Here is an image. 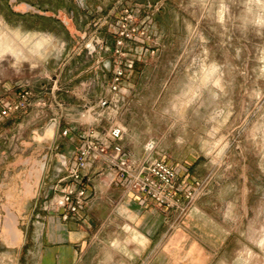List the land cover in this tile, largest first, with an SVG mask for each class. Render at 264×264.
Returning a JSON list of instances; mask_svg holds the SVG:
<instances>
[{
  "label": "rangeland",
  "instance_id": "374dc122",
  "mask_svg": "<svg viewBox=\"0 0 264 264\" xmlns=\"http://www.w3.org/2000/svg\"><path fill=\"white\" fill-rule=\"evenodd\" d=\"M111 1L0 0V109L24 91L33 97L28 110L0 121V234L15 228L5 191L79 148L75 110L109 95L103 64L116 12L139 6L159 52L135 66L111 117L127 128L136 159L154 143L156 158L191 167L213 196L236 200L245 219L234 264H264V0H119L115 11ZM53 94L64 110L51 106ZM4 246L0 264H12Z\"/></svg>",
  "mask_w": 264,
  "mask_h": 264
},
{
  "label": "crops",
  "instance_id": "0c3cea01",
  "mask_svg": "<svg viewBox=\"0 0 264 264\" xmlns=\"http://www.w3.org/2000/svg\"><path fill=\"white\" fill-rule=\"evenodd\" d=\"M117 1L109 4L113 11ZM53 97L51 106L57 108L56 95ZM58 121L57 131L63 127L61 119ZM49 132L52 138L57 133ZM75 133L78 137L79 132ZM127 140L125 136V150L134 158L140 157V151L133 155L127 150ZM73 155L59 156L53 169L48 163L42 164L36 180L26 172L19 183L5 191L3 205L15 228L0 234V243L15 256L12 264L235 263V242L237 236H243L237 233V225L245 215L242 207L237 208L236 200L213 196L211 189L181 216L141 195L110 185L103 164L97 163L85 172L91 197L84 211L67 221L47 212L46 200L57 194L53 188L65 177ZM163 161L178 171L180 183L194 184L191 167L173 164L165 157ZM22 220L27 227L20 229Z\"/></svg>",
  "mask_w": 264,
  "mask_h": 264
},
{
  "label": "built area",
  "instance_id": "2783aa9c",
  "mask_svg": "<svg viewBox=\"0 0 264 264\" xmlns=\"http://www.w3.org/2000/svg\"><path fill=\"white\" fill-rule=\"evenodd\" d=\"M143 10L139 6H123L116 12L112 26V59L103 64L104 70L111 74L107 85L110 96L74 112L72 121L81 126L80 146L67 166L65 177L57 188H53L57 194L48 198L45 204L47 212L60 215L63 221L84 211L91 197L86 187L85 172L97 163L103 164V172L108 176L110 185L119 186L129 194L141 195L181 216L186 215L193 203L206 194L202 181H195L192 185L180 183L178 171L155 157L154 143L146 146L142 158H134L122 145L126 128L111 117L119 102H125L127 98L126 82L135 66L156 57L159 52L152 18ZM32 98L30 91H24L16 103L6 104L0 109V121L13 113L28 110ZM37 105L44 107L46 104L39 102ZM58 106L64 110L61 103ZM104 122L106 128L101 132L100 127ZM70 134L71 129H65L62 133L65 137Z\"/></svg>",
  "mask_w": 264,
  "mask_h": 264
},
{
  "label": "bare ground",
  "instance_id": "6f19581e",
  "mask_svg": "<svg viewBox=\"0 0 264 264\" xmlns=\"http://www.w3.org/2000/svg\"><path fill=\"white\" fill-rule=\"evenodd\" d=\"M3 41L5 42V41H8V38L7 37H4L3 38ZM15 50V49H14ZM211 72V71H210ZM216 80V79H215Z\"/></svg>",
  "mask_w": 264,
  "mask_h": 264
},
{
  "label": "water",
  "instance_id": "95a60500",
  "mask_svg": "<svg viewBox=\"0 0 264 264\" xmlns=\"http://www.w3.org/2000/svg\"><path fill=\"white\" fill-rule=\"evenodd\" d=\"M56 126V122L54 121V123L52 124V128Z\"/></svg>",
  "mask_w": 264,
  "mask_h": 264
}]
</instances>
